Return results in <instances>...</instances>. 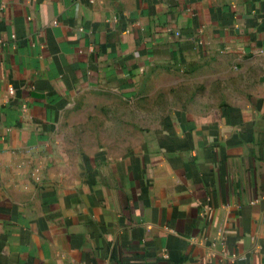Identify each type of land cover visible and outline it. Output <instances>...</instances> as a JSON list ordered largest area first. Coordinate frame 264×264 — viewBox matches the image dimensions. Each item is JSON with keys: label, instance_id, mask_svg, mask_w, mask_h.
I'll return each instance as SVG.
<instances>
[{"label": "crops", "instance_id": "obj_1", "mask_svg": "<svg viewBox=\"0 0 264 264\" xmlns=\"http://www.w3.org/2000/svg\"><path fill=\"white\" fill-rule=\"evenodd\" d=\"M0 264H264V0H0Z\"/></svg>", "mask_w": 264, "mask_h": 264}]
</instances>
